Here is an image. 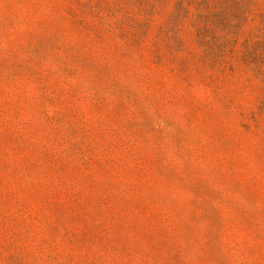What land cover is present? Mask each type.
<instances>
[{"label":"rangeland","instance_id":"obj_1","mask_svg":"<svg viewBox=\"0 0 264 264\" xmlns=\"http://www.w3.org/2000/svg\"><path fill=\"white\" fill-rule=\"evenodd\" d=\"M0 264H264V0H0Z\"/></svg>","mask_w":264,"mask_h":264}]
</instances>
